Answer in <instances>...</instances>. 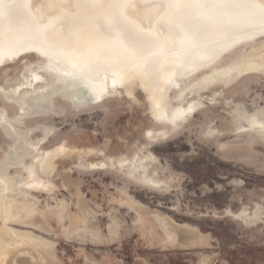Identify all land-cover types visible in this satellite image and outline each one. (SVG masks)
Instances as JSON below:
<instances>
[{"label": "rangeland", "instance_id": "rangeland-1", "mask_svg": "<svg viewBox=\"0 0 264 264\" xmlns=\"http://www.w3.org/2000/svg\"><path fill=\"white\" fill-rule=\"evenodd\" d=\"M262 41L224 55L218 64L260 50ZM32 64L38 68L42 61L27 55L2 65L0 85L16 84ZM191 79H180L178 87ZM219 86L196 93L199 110L166 138L147 133L167 126L151 121L136 85L82 111L55 99L50 117L25 121L22 130L37 122L51 128L44 151L61 143L70 150L49 180L56 186L53 194L33 199L18 194L14 200L15 224L0 228V264H162L163 253L177 264H228L200 225L226 228L241 242L264 245V139L239 133L234 117L264 107V78L248 75L231 87ZM3 109L10 117L16 113L0 99ZM6 141L0 130V160L12 144ZM22 152L14 146V155ZM136 157L141 159L136 169L119 164ZM147 177L161 186L146 185ZM257 205L263 208L259 218L250 219ZM30 210L40 214L36 220ZM8 229L49 242L43 260L23 255L24 238Z\"/></svg>", "mask_w": 264, "mask_h": 264}, {"label": "bare ground", "instance_id": "bare-ground-1", "mask_svg": "<svg viewBox=\"0 0 264 264\" xmlns=\"http://www.w3.org/2000/svg\"><path fill=\"white\" fill-rule=\"evenodd\" d=\"M29 3L30 7L26 10L35 24L26 17L16 24H0V37L24 33L29 25H38L47 35L45 45L32 42L11 58L6 55L3 62H0L1 67L27 55L42 61V66L38 68L33 67V64L28 65L16 84L8 88L0 85V99L16 110L12 117L4 109L0 111V130L3 137L12 143L0 160V228H9L8 225L15 224L12 209L18 194L33 199L32 195L53 194L56 189L49 180L56 174V162L70 149L61 143L44 151L42 146L48 143L53 132L41 123L34 122V126L27 130L21 128L27 120L38 121L50 117L55 99H62L71 107H76L77 111H82L99 104L114 91L136 85L144 92L150 116L155 122L167 126L155 131L147 130V133L150 137L166 138L199 110L202 100L196 97L198 94L194 96L196 93L205 92L217 85L231 87L248 75L255 74L264 78V54H260L264 51V30L259 27L227 36L224 31L209 32L207 26V39L200 44L202 50L199 47L193 53L185 46H178L172 54H161L151 69L145 71L130 55L123 40L106 39L100 30L96 17L105 15L110 9L78 7L75 0H29ZM145 3L146 0H132L122 11L132 24L147 30L149 17L157 10L146 7ZM69 19L74 22L72 29L64 27ZM221 22L229 25L224 17ZM201 23L205 24L204 21ZM157 27L154 23L153 33L157 31ZM161 36L171 46V38L163 33ZM257 39L263 40L260 50L252 49L234 60L218 64L224 55ZM49 56H55L60 63H53ZM188 78H192L189 83L178 87L180 79ZM172 89H176L173 100L170 98ZM244 112L240 116L234 114L239 123L238 132L264 139V107ZM35 134L39 137L34 140L32 136ZM17 145L22 147L23 152L14 155L13 148ZM89 152L94 153L91 150ZM131 159L119 164H131L136 169L141 164V159ZM153 177H147L146 185L159 188L161 181ZM261 208L257 205L249 218L257 220ZM242 212L244 215L246 211ZM30 215L32 220H36L40 214L30 210ZM8 230L13 235L24 238L23 251L26 254L23 255L35 257L40 262L43 260L41 254L48 251L49 242L29 232ZM33 250L38 253L35 254Z\"/></svg>", "mask_w": 264, "mask_h": 264}, {"label": "snow or ice", "instance_id": "snow-or-ice-1", "mask_svg": "<svg viewBox=\"0 0 264 264\" xmlns=\"http://www.w3.org/2000/svg\"><path fill=\"white\" fill-rule=\"evenodd\" d=\"M75 2L78 7L87 9H110L111 11L105 15L96 17L100 30L106 39L123 40L130 55L145 71L151 69L161 54H172L178 46H185L187 50L199 48L201 41L207 39L205 30L198 23L205 17L220 16L230 25L258 26L264 30V0H146V7L157 10L149 17L147 30L140 25L132 24L124 16L122 9L129 6L132 0H75ZM29 7V0H0V17ZM154 23L158 26L155 33L152 31ZM64 27L72 29L74 22L69 19ZM162 33L171 38V46L164 42ZM46 38L44 30L34 25H29L24 33L0 37V62H3L6 55L11 58L21 48ZM49 59L53 63H60L55 56H49Z\"/></svg>", "mask_w": 264, "mask_h": 264}, {"label": "trees", "instance_id": "trees-1", "mask_svg": "<svg viewBox=\"0 0 264 264\" xmlns=\"http://www.w3.org/2000/svg\"><path fill=\"white\" fill-rule=\"evenodd\" d=\"M200 229L204 231L208 230L211 233V236L216 239L219 253L224 257L228 264L264 263V245L258 246L247 242H241L236 235L226 228H209L200 225ZM163 254H166V258L165 260H161L162 264H177L170 256H168V253Z\"/></svg>", "mask_w": 264, "mask_h": 264}, {"label": "water", "instance_id": "water-1", "mask_svg": "<svg viewBox=\"0 0 264 264\" xmlns=\"http://www.w3.org/2000/svg\"><path fill=\"white\" fill-rule=\"evenodd\" d=\"M243 11V10H241ZM28 18L30 19L29 17V13L27 12L26 9H20L14 13H12L11 15L9 16H5V17H1L0 19L4 20V21H0V24L1 25H4V24H7L8 22L11 23V24H16V22L18 21H21L23 19ZM221 18L220 16H212V17H205L203 19H201L200 21H198V23L201 25V27L205 30V27H209V32H213V31H217V32H221V31H224V33L227 35V36H231L232 34H235V33H238V32H241L243 30H248V29H251L252 27L248 26V25H244V24H234L233 25H227V24H224V22H221ZM225 19V18H224ZM31 20V19H30ZM204 21L205 24H202L201 22ZM32 23L33 20H31ZM99 23V22H98ZM35 24V23H34ZM222 25V26H221ZM36 26V25H35ZM38 26V25H37ZM29 28V26H27ZM258 27V26H257ZM27 28V29H28ZM46 30V29H45ZM205 32H207V30H205ZM33 43H37L39 45H45V41L44 40H36L34 41ZM200 49L202 50V46L200 45ZM189 51V50H188ZM192 52L194 50H191ZM196 53L198 52V50L195 51ZM194 53V52H193ZM75 90V88H74ZM138 92L140 93L141 96L144 97V92L142 91L141 88H138ZM83 93L85 95H87V93L85 91H83ZM165 98V97H164ZM166 103V102H165ZM206 104H209L208 102ZM73 109H76V107ZM149 115V118L151 119V121L153 122L154 119L150 116V114L148 113ZM154 123V122H153ZM248 223V222H247ZM254 225V224H253Z\"/></svg>", "mask_w": 264, "mask_h": 264}]
</instances>
